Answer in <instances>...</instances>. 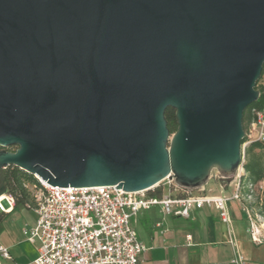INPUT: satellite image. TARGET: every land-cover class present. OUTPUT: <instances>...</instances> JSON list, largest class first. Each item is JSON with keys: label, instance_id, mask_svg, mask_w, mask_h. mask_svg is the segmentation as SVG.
I'll use <instances>...</instances> for the list:
<instances>
[{"label": "water", "instance_id": "1", "mask_svg": "<svg viewBox=\"0 0 264 264\" xmlns=\"http://www.w3.org/2000/svg\"><path fill=\"white\" fill-rule=\"evenodd\" d=\"M263 63L264 0H0V172L125 192L232 177Z\"/></svg>", "mask_w": 264, "mask_h": 264}, {"label": "built area", "instance_id": "2", "mask_svg": "<svg viewBox=\"0 0 264 264\" xmlns=\"http://www.w3.org/2000/svg\"><path fill=\"white\" fill-rule=\"evenodd\" d=\"M250 126H261L259 139L264 140V115L256 114ZM241 167L229 178L215 176L219 195L207 193L206 185L195 190L178 187L172 178L162 182L168 193L149 191L125 192L114 186L52 187L40 182L33 186L32 206L35 224L24 226L22 235L37 243V256L27 264H140L144 246L137 239L132 219L141 212L158 207L165 216L190 219L192 210L204 207L216 211L219 221L226 227L227 239L235 251L231 263L242 264L233 232L228 204L237 203L248 223L247 232L252 242L261 243L259 207L263 202L264 181H247ZM210 181V180H209ZM233 186L230 196L226 190ZM0 212H6L14 201L0 195ZM0 258L11 261L6 247L0 245Z\"/></svg>", "mask_w": 264, "mask_h": 264}, {"label": "crops", "instance_id": "3", "mask_svg": "<svg viewBox=\"0 0 264 264\" xmlns=\"http://www.w3.org/2000/svg\"><path fill=\"white\" fill-rule=\"evenodd\" d=\"M212 183L213 188L206 187L207 193L219 195L216 183ZM4 198L6 196L0 201ZM15 208L13 204L4 212L0 223V245L8 249L12 258L11 261L0 258V264H27L37 256V243L23 238L33 250L28 255L15 245L20 242L18 227L6 222ZM228 208L242 264H264V232L260 230L263 242H252L247 232L248 223L239 205L230 202ZM25 209L32 219L24 223V226H33L35 214L30 207L26 206ZM131 223L137 239L144 246L140 264H235L231 263L235 251L226 243V227L219 221L216 211L211 208L192 210L190 219H182L165 216L158 207H154L141 212Z\"/></svg>", "mask_w": 264, "mask_h": 264}, {"label": "trees", "instance_id": "4", "mask_svg": "<svg viewBox=\"0 0 264 264\" xmlns=\"http://www.w3.org/2000/svg\"><path fill=\"white\" fill-rule=\"evenodd\" d=\"M263 73L264 63L262 65L261 75H263ZM255 89L259 92L258 99L249 104L243 111L242 127L244 132L246 127L255 121L257 113L264 114V85H258L257 81ZM164 116L167 122V128L170 131V134H173L177 128L174 110L168 108L165 111ZM245 141L246 137L244 136L241 140V146ZM14 149L15 147H10L8 150ZM262 151H264V141L262 140H254L250 142L244 150L242 169L249 182L258 183L264 181V158L261 154ZM27 184H33L35 187L40 186V183L35 177L17 167L9 166L0 172V195L12 197L14 206H32V200L29 191L27 190ZM160 193L161 192H158V194ZM258 213L264 220V189L263 202L259 207ZM3 215L4 214L1 212L0 223L3 219Z\"/></svg>", "mask_w": 264, "mask_h": 264}, {"label": "rangeland", "instance_id": "5", "mask_svg": "<svg viewBox=\"0 0 264 264\" xmlns=\"http://www.w3.org/2000/svg\"><path fill=\"white\" fill-rule=\"evenodd\" d=\"M257 81H258V85H264V73H263V75L260 76V78ZM260 130H261V126H252L251 127L249 124L246 127V130L244 132L245 137H246V141L241 146L242 156L244 155L245 148L248 146V144L250 142H252L254 140H260L259 139ZM263 131H264V127H263ZM262 141H264V140H262ZM7 149H10V148H7ZM261 154L264 158V151H262ZM37 181H38V179H37ZM33 186H34L33 184H27V190L29 191L31 200H32L33 194L35 193V189H33ZM206 187L207 188H211V187L213 188V183L211 180L208 181V183L206 184ZM167 188H168V185L165 182H161L158 184L157 188L154 191H155V193L162 192L164 195H166L168 193ZM233 190H234V188L231 185L230 188H228L226 190V195L230 196L233 193ZM25 207L21 206V205L16 206L15 211L8 216V219L6 220V222H9L10 224H15L18 227V230H19L18 235L20 238V242L15 244V245L20 251H22L24 254L28 255V254H31L33 250L31 248V246L23 239L24 236L21 233V229L23 228L24 223L31 221L32 216L25 209ZM0 214H1V212H0ZM263 221L264 220L261 217L258 220V224H260L262 226ZM9 223H7V224H9ZM260 230H261V232H264V230L262 228Z\"/></svg>", "mask_w": 264, "mask_h": 264}, {"label": "bare ground", "instance_id": "6", "mask_svg": "<svg viewBox=\"0 0 264 264\" xmlns=\"http://www.w3.org/2000/svg\"><path fill=\"white\" fill-rule=\"evenodd\" d=\"M40 182H42L43 184L47 185L45 182H43L41 179L37 178ZM263 229H264V221H263V224L261 226Z\"/></svg>", "mask_w": 264, "mask_h": 264}]
</instances>
